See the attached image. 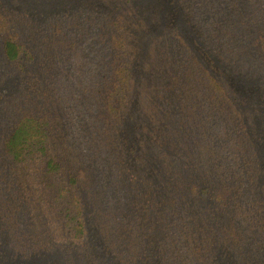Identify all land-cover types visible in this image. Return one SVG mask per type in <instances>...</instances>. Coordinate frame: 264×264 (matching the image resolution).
<instances>
[{"label": "trees", "instance_id": "trees-1", "mask_svg": "<svg viewBox=\"0 0 264 264\" xmlns=\"http://www.w3.org/2000/svg\"><path fill=\"white\" fill-rule=\"evenodd\" d=\"M251 4L0 0V245L94 264L80 251L90 215L109 264H264V97L238 101L208 65L264 90V15L251 21ZM134 64L151 75L154 135L146 188L124 200L89 161L104 149L123 175Z\"/></svg>", "mask_w": 264, "mask_h": 264}, {"label": "rangeland", "instance_id": "rangeland-1", "mask_svg": "<svg viewBox=\"0 0 264 264\" xmlns=\"http://www.w3.org/2000/svg\"><path fill=\"white\" fill-rule=\"evenodd\" d=\"M255 1L257 3L256 5H254L255 7H252L251 4V9L253 11L252 16H250L251 21L254 20L257 16L262 17L264 15L261 10L264 8V0H255ZM131 6L133 13H136L135 5L133 4ZM153 6L154 8H158L157 4H154ZM176 13H177L176 8H171L169 12L168 11L166 12V19L168 25L172 24V22L176 17ZM154 22H150L149 25L151 24L152 26ZM261 24L262 26H264V22H262ZM208 65L224 81V83L227 85L228 89L233 94L235 99H237L240 102H248L252 106H259L260 108H262V99L264 97V90L257 87L258 85H251V86L244 85L243 87H240L238 85L239 82L241 84L240 79L233 77L232 75H230L231 73H228V71L226 70H222L220 68H216L212 66L211 63H208ZM142 68L145 71H149L151 69V61L147 59L145 61V65H143ZM134 79L136 80V83H139L137 84V86L139 85L138 86L139 97L136 96L134 104L131 105L129 113H133V110L135 109L136 118L133 120V122H129L127 124L129 127L126 128L125 133L122 134L124 138L123 139L124 143L128 145V149L124 151L121 156V159L122 160L124 159V163L116 165V168H121L123 175L119 177L120 175L111 171V168L114 166V164H111L110 161L107 162L105 161L104 149H102L103 154L101 157L100 154L98 153V155L96 156L98 159L93 158V161L92 160L89 161L90 169L93 170L95 167L97 170L95 174L101 180L99 183L104 185L105 187L110 186L111 189L108 190L109 193H112L115 196V198L123 196L124 200L129 199L132 194L134 195L133 191H138L135 189L136 186L138 185L142 186L141 183L142 180L143 179L148 180L150 176L149 170L145 169L144 157L146 155V148L149 147V143L147 141L148 139H151L152 136L154 135V131H152L150 125V123H152L151 121H153L151 116L153 114L152 103L154 100L151 94L153 88L151 75L147 73L143 77L142 73L139 72L137 65L134 64ZM13 83L16 84L15 81H13ZM21 83L22 80L18 82V85L21 86ZM3 89L6 92L8 87H5ZM3 94L4 93H2V95ZM255 111L259 114L255 112L249 113V121L252 122V124L255 127V130L259 133L258 125L263 116L262 113H260L258 110ZM63 125L64 128H66L65 131L66 135L69 136L70 131H68L67 128L72 129L71 128L72 126L69 124V122H66ZM135 145L138 146L139 154H137L136 152ZM136 177L137 179H135ZM142 188H146V186L144 187L142 186ZM88 204H90V202H88ZM126 208L127 210H129L131 206L127 205ZM90 220H92V217H90L89 215L88 225L91 229L89 232L91 236L90 241H87L85 246H83V248L80 251H82L85 261L90 262L92 260L94 264H97L98 262L105 261L104 260L105 253H104L102 241L98 239L95 229L91 228L92 223L90 222ZM1 243L3 246L0 245V264H54V261L52 262L48 261L49 257L54 256L55 253H59L60 251L59 248L57 249L53 248L51 250H45L43 252V255H41L40 259L38 258L28 259L18 254L12 253V249L7 246L4 240H1ZM63 253L64 252L62 251L59 255H63ZM75 259L78 260L76 257ZM109 262L111 263V261ZM105 263L109 264L107 261H105Z\"/></svg>", "mask_w": 264, "mask_h": 264}]
</instances>
